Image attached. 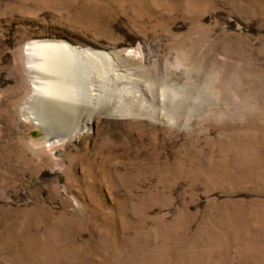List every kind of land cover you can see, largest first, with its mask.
Listing matches in <instances>:
<instances>
[{"label":"rangeland","instance_id":"1","mask_svg":"<svg viewBox=\"0 0 264 264\" xmlns=\"http://www.w3.org/2000/svg\"><path fill=\"white\" fill-rule=\"evenodd\" d=\"M0 264H264V0H0Z\"/></svg>","mask_w":264,"mask_h":264},{"label":"bare ground","instance_id":"2","mask_svg":"<svg viewBox=\"0 0 264 264\" xmlns=\"http://www.w3.org/2000/svg\"><path fill=\"white\" fill-rule=\"evenodd\" d=\"M37 42H35V41H33V42H31V43H29V46H28V52H29V59H31V57L33 56L32 54H31V51H32V48L34 49V48H36L35 46H34V44H36ZM52 44H54V42H51V45ZM38 47H40V46H38ZM52 47V46H51ZM50 48V47H49ZM41 51V50H40ZM71 53V52H70ZM32 55V56H31ZM59 56V55H58ZM33 58V57H32ZM65 58V57H64ZM63 58V59H64ZM32 64V63H31ZM41 64V63H40ZM33 68V67H32ZM69 75V74H68ZM34 82L36 83V88L38 89V87L39 88H41V85L39 84V82H37V79H38V76L37 75H34ZM54 79V78H53ZM39 80V79H38ZM62 81V80H61ZM60 81V82H61ZM41 90H42V88H41ZM37 91V90H36ZM37 93V95H38V92H36ZM57 93V92H56ZM35 94V93H34ZM48 94V93H47ZM36 100V99H35ZM67 100V99H66ZM34 101V100H33ZM31 105V104H30ZM41 106V105H40ZM30 108H32L31 106H30ZM33 111V110H32ZM58 113V112H57ZM130 112L128 111V113L127 112H122V113H120V112H116V111H110V112H108V113H106V114H108V115H116V116H125V115H127V116H129V115H132V114H129ZM31 114V113H30ZM33 114V113H32ZM36 118H37V116H36ZM36 120V119H35ZM88 119H86V121L83 123V125H82V127L83 128H86V129H88V121H87ZM43 124V123H42ZM80 124H81V122H77L76 124H73L72 126H70L69 128H67V130L65 131V136H69V135H73L74 134V132H76L77 130H78V128H80L79 126H80ZM59 129V128H58Z\"/></svg>","mask_w":264,"mask_h":264}]
</instances>
